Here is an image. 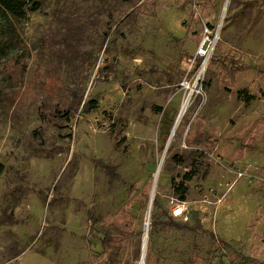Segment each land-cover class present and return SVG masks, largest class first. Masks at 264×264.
I'll return each mask as SVG.
<instances>
[{"label":"rangeland","instance_id":"374dc122","mask_svg":"<svg viewBox=\"0 0 264 264\" xmlns=\"http://www.w3.org/2000/svg\"><path fill=\"white\" fill-rule=\"evenodd\" d=\"M19 31L0 264H106L98 218L127 234L119 264H264V0H44ZM79 96L97 107L64 119Z\"/></svg>","mask_w":264,"mask_h":264},{"label":"trees","instance_id":"16d2710c","mask_svg":"<svg viewBox=\"0 0 264 264\" xmlns=\"http://www.w3.org/2000/svg\"><path fill=\"white\" fill-rule=\"evenodd\" d=\"M44 4V0H0V53L7 54L11 49L17 47L21 44L23 38L21 32L19 31V24L28 21L31 15L39 11ZM212 27V26H211ZM108 32L104 33V39L107 38ZM204 61L203 55H197L195 58L196 66H199ZM230 63V62H229ZM234 68L240 66L242 63L240 60L231 62ZM226 65V64H225ZM224 69H227L225 66ZM233 71L227 69L229 75ZM244 90L239 91V95L242 97ZM251 99V96L249 100ZM248 100V101H249ZM74 102V103H73ZM64 112H61V116L64 119L70 120L74 112L77 111L83 104V111L89 112L97 107L98 100L96 98H89V100L83 102V96H79L73 101ZM60 111V110H59ZM192 179L191 173H185L182 181L177 186V192L180 194L181 200H186L188 194V186L186 182ZM158 205V200H154V206ZM125 208V207H124ZM123 208V209H124ZM122 210V209H121ZM169 215V214H168ZM11 217V216H10ZM166 224L170 225L179 231H194L200 229L202 226L198 221L196 224L192 225L187 222L180 220H175L172 215L168 216ZM102 218L94 220V225L100 227V231L103 235L102 245L103 251L100 256H103L106 264H119L120 258L123 250L126 248V238L127 234L125 230H122L119 224H107L103 222ZM156 221V219H155ZM153 221V226H157V222ZM14 223L16 220L10 222L9 219L4 220L2 223ZM102 222V223H101ZM101 223V224H100ZM90 264H97L90 261ZM146 264H150L149 262Z\"/></svg>","mask_w":264,"mask_h":264},{"label":"built area","instance_id":"2783aa9c","mask_svg":"<svg viewBox=\"0 0 264 264\" xmlns=\"http://www.w3.org/2000/svg\"><path fill=\"white\" fill-rule=\"evenodd\" d=\"M187 84V86L189 87V83L188 82H185ZM184 206L183 207H178L176 209L173 210L174 212V215L176 216H183L184 213H185V210H184ZM185 218H187V215L185 216Z\"/></svg>","mask_w":264,"mask_h":264},{"label":"bare ground","instance_id":"6f19581e","mask_svg":"<svg viewBox=\"0 0 264 264\" xmlns=\"http://www.w3.org/2000/svg\"><path fill=\"white\" fill-rule=\"evenodd\" d=\"M186 105H187V103L184 104L183 111L185 110ZM159 171H160V168H159L158 171H157L156 181H157V177H158V175H159ZM145 251H146V241L144 240V245H143V256L145 255ZM141 264H143V263H141Z\"/></svg>","mask_w":264,"mask_h":264},{"label":"crops","instance_id":"0c3cea01","mask_svg":"<svg viewBox=\"0 0 264 264\" xmlns=\"http://www.w3.org/2000/svg\"><path fill=\"white\" fill-rule=\"evenodd\" d=\"M245 150L241 151V153L243 154Z\"/></svg>","mask_w":264,"mask_h":264}]
</instances>
